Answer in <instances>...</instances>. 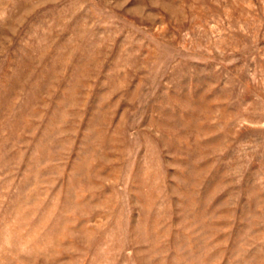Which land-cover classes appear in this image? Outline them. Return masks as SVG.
I'll list each match as a JSON object with an SVG mask.
<instances>
[{"label": "rangeland", "instance_id": "rangeland-1", "mask_svg": "<svg viewBox=\"0 0 264 264\" xmlns=\"http://www.w3.org/2000/svg\"><path fill=\"white\" fill-rule=\"evenodd\" d=\"M0 264H264V0H0Z\"/></svg>", "mask_w": 264, "mask_h": 264}]
</instances>
